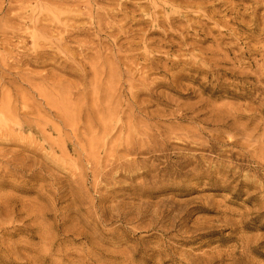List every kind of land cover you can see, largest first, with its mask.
Returning a JSON list of instances; mask_svg holds the SVG:
<instances>
[{
	"label": "rangeland",
	"instance_id": "374dc122",
	"mask_svg": "<svg viewBox=\"0 0 264 264\" xmlns=\"http://www.w3.org/2000/svg\"><path fill=\"white\" fill-rule=\"evenodd\" d=\"M0 264H264V0H0Z\"/></svg>",
	"mask_w": 264,
	"mask_h": 264
},
{
	"label": "bare ground",
	"instance_id": "6f19581e",
	"mask_svg": "<svg viewBox=\"0 0 264 264\" xmlns=\"http://www.w3.org/2000/svg\"><path fill=\"white\" fill-rule=\"evenodd\" d=\"M9 130V129H8Z\"/></svg>",
	"mask_w": 264,
	"mask_h": 264
}]
</instances>
